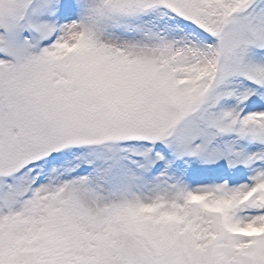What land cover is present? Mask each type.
Returning a JSON list of instances; mask_svg holds the SVG:
<instances>
[{"label": "snow or ice", "instance_id": "6c2138e0", "mask_svg": "<svg viewBox=\"0 0 264 264\" xmlns=\"http://www.w3.org/2000/svg\"><path fill=\"white\" fill-rule=\"evenodd\" d=\"M0 264H264V0H0Z\"/></svg>", "mask_w": 264, "mask_h": 264}]
</instances>
